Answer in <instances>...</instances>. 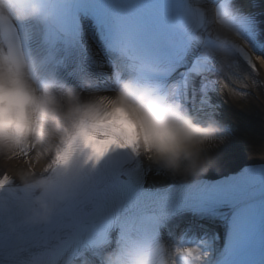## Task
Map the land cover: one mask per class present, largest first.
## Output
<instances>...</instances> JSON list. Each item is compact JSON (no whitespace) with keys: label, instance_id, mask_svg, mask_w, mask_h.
<instances>
[{"label":"bare ground","instance_id":"1","mask_svg":"<svg viewBox=\"0 0 264 264\" xmlns=\"http://www.w3.org/2000/svg\"><path fill=\"white\" fill-rule=\"evenodd\" d=\"M191 1L202 5L206 12L205 25L198 33L189 36L193 68L187 72V80L175 77L171 100L174 107L180 109L184 98H188L194 105L191 112L194 122L198 125L207 122L220 131L212 140L200 146L195 154L181 157L175 167L164 159H148L141 151L139 140V150L133 164L144 170L148 186L153 189L190 185L202 178L218 180L237 174L247 166L264 163V54H259L264 47V0H237L236 19L224 16L222 7H216L213 0ZM93 19H81V34L70 39L65 44L67 47L54 35L52 25L47 20L34 18L22 21L33 39L32 53L36 58L30 63L31 75L32 65L38 61V56L39 61L52 58L44 63L45 66L40 64V76L47 68L58 67L53 70L51 83L60 100L61 113L74 103L86 104L100 97L113 96L120 86V80L125 77V73L124 76L120 73L123 70L118 68L119 56L113 58L105 54L100 40L102 37L93 24L95 17ZM96 20L99 18L96 17ZM98 27L108 36L109 43L120 41V33L110 21ZM0 45H3L1 38ZM32 77L37 88H40L41 85ZM69 95L74 96L75 100L69 101ZM100 118L109 117L102 114ZM85 122H81L80 128ZM56 123L59 132L35 144L38 146L35 152V145L31 144L26 150L20 148L10 154H0V175L14 184H21L18 176L24 171L38 176L51 175L63 152L60 148L61 136L67 134V124L59 114ZM70 137L68 135V139ZM227 212L230 215L233 209L228 208ZM170 224L172 219L166 220L164 227ZM207 224L210 225L198 216L194 221L190 219L184 222L185 226L176 227L174 237L170 238L165 229L162 230L168 264H184L179 259L180 253L194 256L196 264H214L224 255L226 246L220 235L221 229L213 225V230L218 229L219 232L208 234ZM191 231L198 232L199 241H195L194 246H179V251L175 253L174 244L178 243L173 240L182 245L190 239L188 232ZM109 239L118 246L122 243V234L114 231ZM216 241L219 245L215 246Z\"/></svg>","mask_w":264,"mask_h":264},{"label":"clouds","instance_id":"2","mask_svg":"<svg viewBox=\"0 0 264 264\" xmlns=\"http://www.w3.org/2000/svg\"><path fill=\"white\" fill-rule=\"evenodd\" d=\"M48 15L41 0H0V20L22 22L47 19ZM6 48L0 45V154H10L21 146L39 144L55 136L59 132L58 114L67 124V134L60 139L61 150L81 152L83 144L75 137L81 122L88 121L97 125V131L134 132L148 159H164L173 167L181 157L195 154L220 131L213 125L203 127L194 123L176 107L165 106L147 93L133 97L127 82L111 97H100L86 104L74 103L61 113L54 84L46 82L37 88L24 55L15 50L10 52L7 42ZM68 100L74 101L75 97L69 95ZM102 114L109 119L101 121ZM68 135L72 138L68 139ZM61 179L59 170L50 176H38L31 171L19 174L18 180L28 197L21 205L24 224L51 222L57 213Z\"/></svg>","mask_w":264,"mask_h":264},{"label":"rangeland","instance_id":"3","mask_svg":"<svg viewBox=\"0 0 264 264\" xmlns=\"http://www.w3.org/2000/svg\"><path fill=\"white\" fill-rule=\"evenodd\" d=\"M228 1H230V0H227L226 1V5H224V7H223V5H221V2L220 3H218V4H216L215 3V5H216V7H222V9L224 10V16H226V17H234V15H236V12H235V10H233L230 6H231V4H230V2H228ZM223 4V3H222ZM38 149V146L37 145H35V150H34V152L36 151ZM19 150V149H18ZM215 244V243H214ZM190 245H193L192 243H190V242H186L185 243V246H190Z\"/></svg>","mask_w":264,"mask_h":264},{"label":"snow or ice","instance_id":"4","mask_svg":"<svg viewBox=\"0 0 264 264\" xmlns=\"http://www.w3.org/2000/svg\"><path fill=\"white\" fill-rule=\"evenodd\" d=\"M15 49V45L12 41H9V51H13ZM104 153L103 152H100L99 155H103Z\"/></svg>","mask_w":264,"mask_h":264}]
</instances>
